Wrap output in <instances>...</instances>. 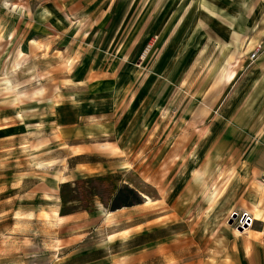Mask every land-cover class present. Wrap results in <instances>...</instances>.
Instances as JSON below:
<instances>
[{
	"label": "rangeland",
	"instance_id": "1",
	"mask_svg": "<svg viewBox=\"0 0 264 264\" xmlns=\"http://www.w3.org/2000/svg\"><path fill=\"white\" fill-rule=\"evenodd\" d=\"M231 1L0 0V264L13 263L14 252L21 264H35L156 220L159 191L183 175L191 177L190 194L203 188L208 210L230 204L224 225L260 229V221L245 229L240 222L264 215L261 193L253 192L264 189V37L253 35L264 0H233L239 11ZM118 71L128 75L119 89ZM94 88L137 97L133 120L142 121L140 139L149 141L142 171L152 180L133 173L128 181L148 202L103 180L67 183L56 195L51 169L38 163L52 103ZM236 179L242 185L230 200ZM111 198L113 206L139 207L117 228L107 216L89 218Z\"/></svg>",
	"mask_w": 264,
	"mask_h": 264
},
{
	"label": "crops",
	"instance_id": "2",
	"mask_svg": "<svg viewBox=\"0 0 264 264\" xmlns=\"http://www.w3.org/2000/svg\"><path fill=\"white\" fill-rule=\"evenodd\" d=\"M231 6L236 8L232 11L240 10L233 0ZM253 35L255 38L264 37V21ZM253 41L249 47L256 48L259 42L256 39ZM260 64H264V55ZM95 67L93 65L92 72H87L81 79L79 88L87 85L85 81L88 75L95 74ZM122 73L123 77L118 79L117 75ZM124 81H128L127 72L118 71L115 87L119 89ZM56 101L45 115L44 123L51 134L47 146L43 148L47 149L44 151L45 158L38 162L41 169H51L56 185L52 191L59 193L60 187L67 183L86 184L103 180L116 183L117 188L128 185L132 192L134 190L147 202L148 197L128 181L133 173L140 177L145 175L143 180L146 182L152 180L151 173L142 171L149 141L140 139L142 121L133 120L137 97L131 102L132 98L127 99L126 93L121 91L113 96L103 90L98 93L94 88L59 96ZM61 152L62 156L54 159V154ZM184 177L164 190V194L159 191L156 220L137 223L123 230L116 229L108 238L93 244L81 242L63 247L39 258L35 264H264V215L251 218L253 224L255 221L262 223L259 230H253L252 234H248L247 229L246 232H238L222 222L224 214L229 213L230 204L208 210L211 201L202 199L203 188L190 194L191 177L186 183L183 182L187 180ZM239 180H234L231 185L230 200L238 194L242 185ZM117 188L111 194L114 200ZM253 192L261 193L259 198L262 197L264 204V189L257 188ZM112 198L107 208L101 207V214L98 212L89 217L90 220L107 216L113 221L108 227L117 228L124 221V214L139 209L113 206ZM243 201H246L245 195ZM75 217L70 216L69 219ZM13 255L14 261L9 264H21V256L17 254L16 257L15 252Z\"/></svg>",
	"mask_w": 264,
	"mask_h": 264
},
{
	"label": "built area",
	"instance_id": "3",
	"mask_svg": "<svg viewBox=\"0 0 264 264\" xmlns=\"http://www.w3.org/2000/svg\"><path fill=\"white\" fill-rule=\"evenodd\" d=\"M247 218V216H244L242 221L240 222V227L243 229H245V227H250V224L252 225V219L247 220Z\"/></svg>",
	"mask_w": 264,
	"mask_h": 264
},
{
	"label": "bare ground",
	"instance_id": "4",
	"mask_svg": "<svg viewBox=\"0 0 264 264\" xmlns=\"http://www.w3.org/2000/svg\"><path fill=\"white\" fill-rule=\"evenodd\" d=\"M206 9H207V8H206ZM208 10H209V9H208ZM210 13H211V12H210ZM230 78H231V77H230ZM8 83H9V82H8ZM6 85H7V83H6ZM7 88H12V87H11L10 84H8V87H7ZM198 178H200V175H199ZM200 179H201V178H200ZM148 201H150V200H147V202H148ZM248 218L251 219L249 216H248ZM249 219H247V220H249ZM248 223H249V222H248ZM252 225H253V220H252ZM252 225L250 224V227H251Z\"/></svg>",
	"mask_w": 264,
	"mask_h": 264
}]
</instances>
